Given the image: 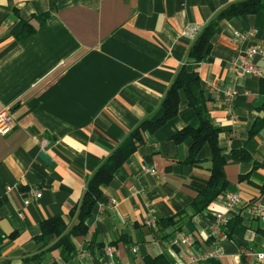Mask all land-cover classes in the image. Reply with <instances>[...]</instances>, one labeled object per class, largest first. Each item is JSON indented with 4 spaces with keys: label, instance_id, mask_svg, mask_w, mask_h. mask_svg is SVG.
<instances>
[{
    "label": "crops",
    "instance_id": "obj_1",
    "mask_svg": "<svg viewBox=\"0 0 264 264\" xmlns=\"http://www.w3.org/2000/svg\"><path fill=\"white\" fill-rule=\"evenodd\" d=\"M239 1L0 0V113L9 110L15 123L0 135V264H145L147 257L163 264H264L256 259L264 253V219L244 213L264 211V131L250 139L264 96L260 79L234 66L240 53L264 46V10L222 23L209 59L187 64L197 32ZM25 28L33 33L23 36ZM256 64L264 73V60ZM184 66L199 73L208 115L220 131L227 192L201 214L193 208L213 158L205 146L198 162L187 164L193 142L173 141L200 125L187 118L182 95L179 116L148 135L104 188L88 234L73 238L75 258L65 261L59 239L42 237V224L62 218L73 225L90 178L143 120L163 116L161 103ZM212 84L237 90L232 112L222 92L217 99L209 94ZM243 152L249 160L233 159ZM32 192L42 197L31 198ZM233 193L244 208L215 233L214 216ZM189 236L192 247L171 244ZM110 248L117 256H108ZM213 251L220 257L206 258Z\"/></svg>",
    "mask_w": 264,
    "mask_h": 264
},
{
    "label": "trees",
    "instance_id": "obj_2",
    "mask_svg": "<svg viewBox=\"0 0 264 264\" xmlns=\"http://www.w3.org/2000/svg\"><path fill=\"white\" fill-rule=\"evenodd\" d=\"M263 10L264 0H241L220 11L196 35L188 52L187 64L197 66L209 59L212 41L222 23L257 15ZM42 19L44 22L46 17H42ZM32 33L30 29L25 28L22 35L27 36ZM260 91L264 96V76L260 79ZM182 95L186 97L190 109L187 118H197L200 125L197 129L186 127L173 137V141L176 144H182L189 139L193 142L190 156L186 161L187 164L197 163L199 155L205 146L210 147L213 158L211 177L206 188L199 193L194 201L193 208L197 214H201L227 192L229 187L225 174L227 159L219 144L220 131L214 127L208 115V100L205 96V91L202 89L199 73L196 68L190 70L187 66H184L177 73L161 103L163 116L156 120L151 118L143 120L129 133L125 141L90 178L81 202L72 212V216L75 219L73 225L70 227L62 218H54L42 224V237L56 236L59 239L56 248L61 249L65 261L70 262L75 258L77 250L73 238L88 234L87 221L92 217L95 207L103 195L104 188L111 184L116 173L128 159L140 147L147 144L148 135L154 136L167 123L179 116ZM260 111L262 114L257 117L250 130V139H255L264 131V104L260 108ZM233 159L247 161L250 159V156L243 152L241 154H234ZM163 263V258L161 257L145 258V264Z\"/></svg>",
    "mask_w": 264,
    "mask_h": 264
},
{
    "label": "built area",
    "instance_id": "obj_3",
    "mask_svg": "<svg viewBox=\"0 0 264 264\" xmlns=\"http://www.w3.org/2000/svg\"><path fill=\"white\" fill-rule=\"evenodd\" d=\"M199 32H197L198 34ZM196 34V35H197ZM255 32H250V34H240L236 37L238 42L247 38V35L253 36ZM195 35V37H196ZM256 59L264 60V46L261 47H253L245 53H240L239 57L234 63V66L239 68L241 73L246 76H251L254 78L261 79L264 76L262 70L257 66ZM222 92L224 94V103L226 105V109L229 112H232L235 100L238 96V92L234 87H227L221 90V86L219 84H212L209 86V94L212 95V98H216V93ZM15 128V123L11 117V113L9 110L5 109L0 113V135L6 136ZM43 147L48 145L47 141L43 142ZM147 173H155L154 169L144 168ZM9 191L11 188L8 189ZM31 198L40 199L42 197L41 192H32L30 194ZM31 203L30 200H26L24 205H29ZM113 205H116V201H112ZM245 203L239 194L233 193L229 194L223 204V211L221 213H216L215 218V233H219L220 229L227 224L230 218V214H238L241 209L244 208ZM244 213L250 219L262 218L264 219V211L259 208H245ZM151 221H146V224H150ZM171 244L174 246H184V247H192L195 244V239L191 236L185 238H175L171 240ZM107 254L110 257L117 256L116 248H110L107 250ZM220 255L218 251H213L207 254L206 258L214 259L218 258ZM256 259L259 262L264 261V253H259L256 255ZM90 264V263H87ZM110 264H116L114 262ZM238 264H241L238 262Z\"/></svg>",
    "mask_w": 264,
    "mask_h": 264
},
{
    "label": "water",
    "instance_id": "obj_4",
    "mask_svg": "<svg viewBox=\"0 0 264 264\" xmlns=\"http://www.w3.org/2000/svg\"><path fill=\"white\" fill-rule=\"evenodd\" d=\"M211 61V60H210ZM40 158L44 161V162H46V163H49L50 162V158H49V156L46 154V153H44V152H42L41 154H40Z\"/></svg>",
    "mask_w": 264,
    "mask_h": 264
}]
</instances>
